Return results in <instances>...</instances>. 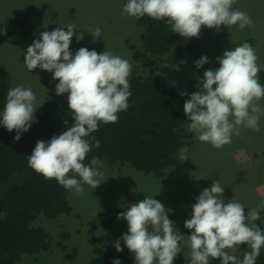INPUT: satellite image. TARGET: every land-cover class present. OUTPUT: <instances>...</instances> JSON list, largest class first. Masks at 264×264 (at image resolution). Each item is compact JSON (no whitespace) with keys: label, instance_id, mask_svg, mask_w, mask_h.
<instances>
[{"label":"clouds","instance_id":"obj_1","mask_svg":"<svg viewBox=\"0 0 264 264\" xmlns=\"http://www.w3.org/2000/svg\"><path fill=\"white\" fill-rule=\"evenodd\" d=\"M234 3L235 0H128L122 15L166 20L174 33L189 39L198 38L202 27L216 31L221 25L238 26L241 30L252 27L251 17L233 9ZM64 29L43 31L27 48L24 59L29 72L39 68L53 73V80L59 81L56 95L68 94L74 124L50 141H37L28 156V165L46 180L54 179L64 188L83 194L82 183L96 189L101 184L99 178L103 177L102 160L93 158L88 166L83 163L92 148L89 137L101 122L114 124L119 120V113L127 111L132 65L108 51L98 54L81 47L73 55L70 45L75 25L68 24L67 31ZM91 35L94 40L99 39L101 29L97 27ZM76 39L82 41L84 31ZM258 59L256 50L244 42L225 50L222 57H217L219 68L206 70L203 78L198 79L199 90L185 101L183 109L190 121L188 129L197 134L200 142L221 149L232 143L233 135H240L241 127L260 131L259 120L264 108L259 102L264 99V86L259 82L258 73L264 66L258 64ZM208 62L203 56L195 62V67L200 69ZM36 103L31 88L9 89L0 126L17 133L14 142L35 122ZM99 145L96 140L95 147ZM186 153V148L181 150V160L188 159ZM70 172L80 179L69 176ZM223 193L221 184L213 181L210 188L201 192L192 206L191 218L184 222V227L191 232L187 236L190 264H210V259H219L221 264H256L264 247V231L250 223L260 219L259 208L264 207V200L246 216L244 206L233 199L226 203ZM169 211L153 197H145L118 214V219L127 221L128 232L122 240L133 254L135 264H173L181 253L180 242L184 236L168 218ZM242 245H247L250 251L240 260L235 253ZM114 247L118 253L123 251L119 240ZM112 264H121V261L114 259Z\"/></svg>","mask_w":264,"mask_h":264},{"label":"rangeland","instance_id":"obj_2","mask_svg":"<svg viewBox=\"0 0 264 264\" xmlns=\"http://www.w3.org/2000/svg\"><path fill=\"white\" fill-rule=\"evenodd\" d=\"M127 2L0 0V115L9 89L17 86L31 88L36 95L35 118L45 102L63 101L68 97L67 93L56 95L59 81L53 80V73L39 68L32 72L27 69L24 57L32 43L12 32L20 18L29 24L35 40L43 31L51 32L58 27L67 31L68 24H74L76 32L70 45L73 55L81 47L98 54L111 52L130 62V76H147L154 68L159 81L174 84L180 95L187 92V99L199 90L196 84L206 70L219 68L217 57H222L225 50L248 42L256 50L258 64L264 66V0H235L233 9L246 12L253 21L252 27L241 30L238 26L221 25L219 31L202 27L198 38L185 37L187 42H196L193 50L180 56L167 52L155 60V66H147L143 57L134 58L136 53L142 55L143 31L136 25V18L122 15ZM97 27L101 29V36L94 40L91 34ZM81 31H84V39L77 42L76 37ZM203 56L209 62L197 69L195 62ZM258 76L264 86V69ZM259 103L264 108V99ZM188 123L187 119L186 133L192 136V143L186 147L187 160L180 159L181 164L167 168L162 177L138 172L128 164L108 166L103 163L100 167L103 177L99 178L101 184L96 189L82 183L83 194L69 191L70 213L56 219L37 217L33 226L48 234L49 249L38 255H25L17 264H89L99 246L94 237L103 236L106 241L110 235V247L118 240L122 243L128 225L126 220L118 219V214L145 197H153L170 210L168 218L184 236L180 242L181 253L173 264H190L187 236L191 232L184 227V222L191 218L192 206L201 192L210 188L213 181H218L224 188L226 203L233 199L250 211L264 200V115L259 120V132L241 127L240 135H233L232 143L221 149L200 142L197 134L188 129ZM259 212L263 213L261 230L264 231V207H260ZM64 234L67 237H62ZM71 254L74 256L69 258ZM235 255H240V251L237 250Z\"/></svg>","mask_w":264,"mask_h":264},{"label":"trees","instance_id":"obj_3","mask_svg":"<svg viewBox=\"0 0 264 264\" xmlns=\"http://www.w3.org/2000/svg\"><path fill=\"white\" fill-rule=\"evenodd\" d=\"M142 28V55L147 66H155L156 61L167 52L176 56L193 50L196 42H187L185 37L174 33L166 20L156 21L147 16L136 19ZM22 38L29 43L35 40L28 25L19 24ZM152 58V59H151ZM131 96L127 111L119 113L114 124L100 123L98 130L89 137L92 148L83 162L90 165L93 158L104 164L130 165L138 172L162 177L167 168L181 164V150L192 143V136L186 133L187 117L183 105L187 98L178 93L177 87L157 79L153 70L147 76L129 77ZM73 113L68 107V97L63 101L50 100L43 104L30 129L20 134L14 142L16 132H8L0 126V264H17L25 255H38L49 249L48 234L33 226L38 216L56 219L71 212L68 204V189L56 180H46L28 165L37 141H50L74 124ZM67 121V124H65ZM99 140V147L95 141ZM69 176L76 179L77 174ZM249 209L244 208L247 216ZM263 213L254 222L262 228ZM109 225V224H108ZM110 226V225H109ZM106 229L108 227H105ZM62 237H67L66 234ZM99 244L95 256L89 264H112L119 259L121 264H135L132 253L124 242L123 251L110 247V235L94 237ZM242 260L247 245L238 247ZM76 250H74V253ZM74 255H68L72 258ZM210 264H221L219 259ZM256 264H264V247L261 248Z\"/></svg>","mask_w":264,"mask_h":264},{"label":"crops","instance_id":"obj_4","mask_svg":"<svg viewBox=\"0 0 264 264\" xmlns=\"http://www.w3.org/2000/svg\"><path fill=\"white\" fill-rule=\"evenodd\" d=\"M22 20H24V18H20L17 22H16V24H15V26H14V28H13V30H12V32L13 33H15V34H20V36L22 37V31L23 30H21V28H20V26H19V24L20 23H22V24H25V25H29L28 23H24V21H22ZM24 40V39H23ZM26 41V40H25Z\"/></svg>","mask_w":264,"mask_h":264}]
</instances>
